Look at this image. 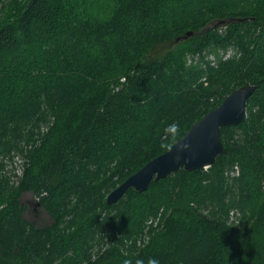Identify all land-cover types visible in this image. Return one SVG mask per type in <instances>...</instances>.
<instances>
[{"label":"trees","instance_id":"16d2710c","mask_svg":"<svg viewBox=\"0 0 264 264\" xmlns=\"http://www.w3.org/2000/svg\"><path fill=\"white\" fill-rule=\"evenodd\" d=\"M249 84L215 164L107 203ZM205 239L199 264H264V0H0V264L177 261Z\"/></svg>","mask_w":264,"mask_h":264},{"label":"water","instance_id":"95a60500","mask_svg":"<svg viewBox=\"0 0 264 264\" xmlns=\"http://www.w3.org/2000/svg\"><path fill=\"white\" fill-rule=\"evenodd\" d=\"M256 88L249 84L232 92L219 107L194 124L187 135L167 152L147 163L113 190L107 197V203L112 205L118 202L132 188L145 192L154 181L166 179L182 168L196 171L208 169L215 164L217 158L225 152L221 129L244 121L247 102Z\"/></svg>","mask_w":264,"mask_h":264},{"label":"rangeland","instance_id":"374dc122","mask_svg":"<svg viewBox=\"0 0 264 264\" xmlns=\"http://www.w3.org/2000/svg\"><path fill=\"white\" fill-rule=\"evenodd\" d=\"M229 55L230 53L227 56ZM6 170H10L12 179L17 180L23 172V166H22L20 159L15 158L14 161L12 162L9 161L7 163ZM5 173H7V171H5ZM24 199L25 201H27L31 209V211H29V214H28V219L31 223L40 224L41 222L49 221V217L45 213H43L40 207H35L29 202L30 200H35V202L38 203L39 201L37 199L33 198L31 195H26ZM173 236H174L173 242L175 244H178V246L186 242H189V243L192 242V239H190L189 237L186 236L185 233L180 232V231L174 230ZM183 239L186 241H182ZM205 240L206 241L203 242V246L201 250L198 249L199 246L196 247L194 250H191L192 249L191 246L194 244L193 242L189 247V252H188L189 254L187 255L188 258L186 259H183V258L178 259L177 258L178 255L176 254L174 256L176 257V260L178 259L177 261H174V257H167V256H148V257L138 256L136 258H144L145 260H147V258L149 257H155L160 261V264H199V261H201L204 258L205 254L207 253L206 249H209L210 251V249L211 248L213 249L214 247V243L211 242L212 241L211 239H205ZM182 260H184V262Z\"/></svg>","mask_w":264,"mask_h":264},{"label":"clouds","instance_id":"9594fccd","mask_svg":"<svg viewBox=\"0 0 264 264\" xmlns=\"http://www.w3.org/2000/svg\"><path fill=\"white\" fill-rule=\"evenodd\" d=\"M165 134L168 136L169 140L175 142L178 140L181 134L180 125L176 123H172L168 125V127L165 129ZM162 148H167V144H162ZM187 146L185 145V148ZM122 264H160V261L155 257H149L147 260L144 258H136L133 260L131 257H126Z\"/></svg>","mask_w":264,"mask_h":264}]
</instances>
